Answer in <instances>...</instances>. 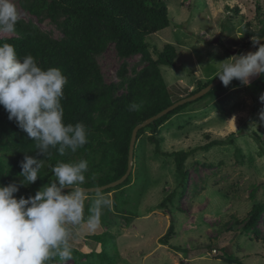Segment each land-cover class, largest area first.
<instances>
[{"label":"rangeland","instance_id":"1","mask_svg":"<svg viewBox=\"0 0 264 264\" xmlns=\"http://www.w3.org/2000/svg\"><path fill=\"white\" fill-rule=\"evenodd\" d=\"M154 1L165 7L170 24L148 41L158 50L165 44L175 47V66L160 68L172 100L186 98L196 89L195 80L205 83L215 77L216 66L212 64L237 54L238 46L232 47V39L243 42L246 24L254 30L262 27L255 8L258 5L259 14L264 13V0ZM12 2L18 21L53 39L62 38V17L52 18L46 12L35 16L24 6L25 0ZM233 8L239 10L238 14ZM149 51L156 59L154 51ZM94 58L107 86L120 83L117 73L122 64L128 78L145 66L140 56L119 57L111 42ZM123 93L118 89L115 95ZM262 93L264 76L252 78L247 87L233 80L227 88L194 102L162 127L164 156L154 155L146 131L136 150L138 169L131 171L130 184L116 196L125 214L114 211L113 193L84 195V221L68 226L72 259L66 264H227L224 252L242 264H264L263 223L260 221L248 233L242 232L238 223L247 217L253 204L264 202V124L258 118L264 109L259 100ZM232 134L233 144L200 150ZM253 135L260 139V145ZM193 150L185 162L188 178L182 191L168 154ZM172 193V200L159 208ZM99 198L107 204L96 213L90 227V209ZM170 225L167 244L162 245ZM94 237L105 241L104 246ZM106 253L111 257L109 262L104 258ZM51 261L49 264H60L58 258Z\"/></svg>","mask_w":264,"mask_h":264},{"label":"trees","instance_id":"2","mask_svg":"<svg viewBox=\"0 0 264 264\" xmlns=\"http://www.w3.org/2000/svg\"><path fill=\"white\" fill-rule=\"evenodd\" d=\"M24 6L35 16L46 12L52 18L62 17L59 24L62 38L53 39L36 27L18 21L16 31L11 36H0V45H13L17 57L21 59L32 55L43 69L58 67L62 70L67 77L64 99L61 102L65 114L64 122L73 125L78 122L84 124L88 143L75 153L67 151L60 155L53 149L44 157L37 155L35 143L27 138L26 133L22 132L15 122L8 120L7 113L0 106V186L19 182V165L24 155L43 159L44 164L39 173L40 179L29 185L30 189H27L29 186L20 188L21 194H15L17 198L34 196L37 190L53 179L51 166L60 162H77L81 159L88 161L89 168L81 188L101 187L120 179L127 170L128 149L134 127L182 99L172 100L160 69L163 66H175V47L165 44L158 50L148 41L152 34L169 26L170 20L165 7L154 0H25ZM233 12L238 14L239 10L233 8ZM255 13L262 27L258 30L252 29L249 24L243 27V42L232 39L235 44H232V47L238 46L237 54H241L252 44V38L264 36V13L259 14L261 8L258 5ZM109 42L114 44L119 57L126 59L140 56L145 63L144 68L132 78L127 77L126 65L122 64L117 73L120 79L117 86L104 84L94 58L102 53ZM150 49L154 51L156 59L152 58ZM234 50L229 49V52ZM214 79L205 83L195 80L196 89L185 97L194 95ZM224 88L220 83L203 97L175 108L140 129L134 145L132 171L138 169L136 150L139 139L146 131H149L147 140L153 145L154 155H166L161 151L164 142L161 130L164 124L194 102L203 101ZM118 89L124 90L120 96L115 95ZM133 104L140 107L133 110ZM234 137L232 134L225 140L211 141L200 147V150L208 151L213 146L233 144ZM253 137L260 145V139L255 135ZM206 138L209 139L208 136ZM194 151H176L168 154L173 158L175 173L180 180L179 188H182V191L186 189L188 178L185 162ZM132 175L131 172L122 184L114 188L84 195L113 193L114 211L125 214L126 211L119 208L116 196L122 188L130 184ZM174 196L172 193L164 198L159 208L164 207L165 202H170ZM250 197L253 198V195ZM129 218H132V215H129ZM260 221L264 225V202L253 204L247 217L238 223L242 226V232L248 233L255 229ZM171 227L170 225L160 244H167L166 238L171 233ZM94 239L102 241L97 237ZM261 241L264 242V235ZM105 243L102 241L101 244L104 246ZM224 255L227 264H242L225 252ZM104 258L107 262L111 261L107 253Z\"/></svg>","mask_w":264,"mask_h":264},{"label":"clouds","instance_id":"3","mask_svg":"<svg viewBox=\"0 0 264 264\" xmlns=\"http://www.w3.org/2000/svg\"><path fill=\"white\" fill-rule=\"evenodd\" d=\"M18 13L12 0H0V33L16 31ZM261 37L252 38L254 45ZM214 78L224 87L233 80L250 86L251 79L264 76V44L254 52L236 54L213 63ZM67 77L58 67L43 69L32 55L18 58L13 45H0V106L9 121L35 143L40 156L56 150L60 155L77 152L88 143L86 127L64 122V87ZM264 104V93L259 97ZM140 106L133 104V110ZM264 124V109L259 113ZM43 159L24 155L19 167V182L0 186V264H49L58 258L60 264L72 259L69 246L70 225L84 221L85 173L87 160L60 162L51 166L53 179L35 192L34 196L16 197L22 187L34 184L43 167ZM70 188L65 192L64 189ZM107 201L97 199L88 219L93 226L96 213Z\"/></svg>","mask_w":264,"mask_h":264},{"label":"water","instance_id":"4","mask_svg":"<svg viewBox=\"0 0 264 264\" xmlns=\"http://www.w3.org/2000/svg\"><path fill=\"white\" fill-rule=\"evenodd\" d=\"M264 42V36L260 39L259 44H262ZM259 44L254 45L253 43L245 50L243 51L241 54H247L248 52H252L256 47L259 46ZM221 82L218 78H215L214 80H212L208 85H206L203 89H201L200 91L196 92L194 95L180 99L176 102H174L172 105H170L169 107H167L166 109L162 110L161 112H159L158 114H156L155 116L143 121L142 123H140L139 125H137L136 127H134L132 133H131V138H130V143H129V149H128V161H127V170L125 172V174L118 180L109 183L107 185L101 186V187H94V188H82L84 190V194H89V193H96V192H101L110 188H114L120 184H122L126 178L128 177V175L131 173L132 171V160H133V152H134V145L136 142V136L137 133L140 129L146 127L147 125L151 124L153 121H155L156 119L165 116L166 114H168L169 112H171L172 110H174L175 108L182 106L186 103H190L193 102L201 97H203L204 95H206L209 91H211L213 88H215L217 85H219ZM64 191H70V188H66L64 189Z\"/></svg>","mask_w":264,"mask_h":264}]
</instances>
